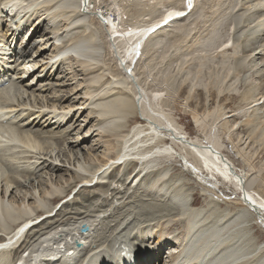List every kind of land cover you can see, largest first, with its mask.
<instances>
[{"label":"rangeland","instance_id":"1","mask_svg":"<svg viewBox=\"0 0 264 264\" xmlns=\"http://www.w3.org/2000/svg\"><path fill=\"white\" fill-rule=\"evenodd\" d=\"M47 1L48 0L46 1L44 0H23V1L19 0V2H13L12 0H7V1L0 0V22H1L0 23V33H5L4 42L5 41L7 43L10 42V46H12V49L8 50L6 49L7 43L6 45L5 44L3 45L2 50L5 53L4 60H6V63L1 61V58H0V64H2L3 68L4 69L9 68V70L5 71L4 75L6 77L7 75H10L8 79H5L7 82L2 86L3 88H0V91L3 94V95H0V109L3 110L5 107L8 106V104H11V103L15 105L18 104L17 108L26 107V109L22 112V113H25V115L26 114L29 115V112H27L28 109H33V111H36V110L39 111L37 113L35 112L33 117L38 118L42 115V113H46L47 115L45 116L56 115L57 117L56 121L57 120L65 121L66 118L69 117L71 113L72 115L74 114L75 116H79V114L82 112L81 110L85 109V107L90 106V105L91 106L94 105V107H97L96 104H91L90 102L91 99L89 96L91 95L92 91L90 95H86L84 93L86 91L89 92L88 90H90V88L95 86V84H92L93 82H95L93 78L99 79L102 73L104 76L108 75L107 78L103 80L104 82H107V79L112 80L118 77V75H116L119 73V70H120L118 61L123 63V66H126L125 61L123 59L125 58L126 60V56L123 55L124 52H122L121 41L119 40L120 37L119 38L113 37L112 38L113 41H110L107 38V33L105 32L103 24L101 23L97 15L93 13V11L95 9L101 8V10L106 11L107 14L109 13L113 15L115 14L116 18L114 16L113 17H114L115 22H117V27L123 28L128 23H133L136 21L142 23V22H147L149 19L151 20V19L159 17V13L161 12V10L164 9V7L168 6L170 2H172L173 0H86V5L84 6V10L86 11L84 12L82 8H81L82 11L81 10L78 11L79 13L81 12V16L79 17V19L83 21L79 23H82L83 26L77 25L76 27H71V28H76V29L70 30L71 28H69L68 29L69 31L64 32V33H62V30H61L60 31L62 35L61 39H59L60 32H57V33L51 32L49 34L47 33L48 35L44 33L45 32L44 28H46V31L48 30L46 22L44 23V25L40 24L42 22H40L39 24L36 23V21L39 20L38 16L42 14L40 12L41 10L40 8H42L40 5L43 4L47 6L49 4L48 11H50L51 8L52 10L54 8V10L52 11V14H50L54 17H55L54 15L55 10L63 9V11L59 10L56 12V14L58 13L63 14V15L60 14L62 17L59 14L58 15L60 17L58 15L56 16V17H59V19L61 18L62 23L61 24L59 23V24L60 26H62L64 24L63 22L65 21L67 22V20H70L67 18L68 17L67 14L69 13V10H73L75 8L76 10H78L77 5L79 4L80 1L78 0H58L57 4H56L57 0H49L48 3H46ZM53 1L55 2L53 3ZM193 2H195L193 10L190 9L188 14H185L183 18H180V20L172 21V22L170 21L168 24L165 25V27L163 28L164 30L161 31L163 33L162 36H165L163 39H160L159 41L154 40L153 38L155 36L154 35L150 36V34H154L155 30L153 31L154 33L151 32L149 36L147 37L148 39L145 43V45L147 46L146 47L144 46L142 49L138 50L137 54L135 53L134 59L132 61V66H127V67L129 68L131 67L130 71L133 73L136 84L138 85L140 89V92H139L140 96L143 94V90H145L146 95H147L146 97H149V94L151 93V91H154L155 89H157L156 87H161L159 90L162 92L163 99L157 102L158 106H157V103L155 104H156V107L158 108L160 106L161 108L160 111L159 109L157 110L159 112H162V115H163L162 118H165V116L167 118L170 117L171 121H175L185 131L188 137H193L194 139L197 138L199 140H204L205 142L210 137L211 139H213L214 136L216 139L218 138V142L220 143L223 149V152L228 156L229 159H231V162L234 163L236 170L240 174H243V175L245 174V176L248 177V180L250 179L249 185L251 184L252 187L251 189L249 188V192L254 197L258 198L257 200L264 203V92H263V95H261L262 91L264 90V55H263L264 54L263 52L264 51V47H263L264 46V32H262L261 30L260 31L256 30L257 32L256 31L252 32V28H250L252 33L249 32L248 34H246V32L249 29L242 32V35H245L246 37L244 36V38H242V36H239L241 38H238V39L235 38V32H236V31L234 32L235 24L233 25L231 23V18L229 17L231 15L230 14L231 11L229 8L233 6L234 7L239 6L238 4L240 3V0H234L232 4L229 5L231 7L226 6L228 5L226 0H220V2H222L221 5L226 6V7L225 6L222 7L223 11L226 12L229 9V12H227V15L228 14L229 15L227 16L224 24H222V26H219L220 28L219 40H217V42L224 41L226 42V45H229V46L218 48V46L214 44L213 46L211 45L209 48H203L202 44L199 41L206 38L208 27L211 25V23L209 24L210 19L214 18L217 15L214 11H212L215 6L213 3H215L216 0L215 1L214 0H195V1L193 0ZM178 3H180V1ZM54 4H56V6ZM6 6L8 8H5ZM150 8L154 9L153 10L154 12L151 11ZM260 10H261L260 7L255 8V9L252 8L251 10H249L250 12L247 14V15H251V18H247V17L246 18L248 20L249 19L253 20V18H257V16H261L263 13ZM19 13L21 14V16ZM252 13H253V17H252ZM242 16H245V15H242ZM71 18H73V16H71ZM34 21H35V24H34ZM19 24H20V28H18ZM87 24L88 25L90 24L89 25L90 28L94 27L93 29L95 30L94 32L95 40L92 42L91 45H89L90 47L88 48V51H87L89 52V55L86 56V58H82V59H86L89 61H96L98 62V64L102 65L101 66L102 68L98 70H94L93 72L88 73V75H85L87 76L88 79L84 80V82H82V84L80 85V86L83 85V87L85 86L84 88L81 89L79 85L78 86L76 85L77 87L81 89L80 94L77 97H75L74 94L69 92L70 87H72L78 81L82 80V77H85V76H82V73H79V70H75L76 72L75 74V72L72 71L73 67H71V66H74L80 63L81 56L79 55V52L74 53L73 55L74 57L71 55H68V56L66 55L67 58H65V60L63 59V62L60 61L57 63L59 67L56 66L55 64L54 66L56 67V69L52 71V68H51V71H52V75L50 77L51 79L49 77H46L45 78L46 80L44 79V81L40 82L39 80H37L39 76L38 75L39 71H40V74L42 73L43 75L45 73H47V75L51 74L50 66H51V63H53L51 58L55 51L54 44H57L58 48L60 49V45L62 43L64 44V41L66 44L68 41H70L71 37L73 38L74 36L73 31H78L76 34H78L79 31H81V33L83 31L84 35L88 31L89 33L93 32V30H91L89 27H86ZM181 24H183L184 27L187 28V31L180 37L179 40H177L176 50H173L174 47H170L168 48V50L165 51L167 52L165 56L164 55L162 56L161 50L165 47L164 43L167 45L174 39L172 37L173 36L172 32L173 30L176 31V29H178L179 27L178 25H181ZM17 25L18 27H16ZM51 25L53 26L52 28H54V24H51ZM249 25L250 24L246 23L247 27H249ZM71 26L73 25L71 24ZM84 26L86 27L85 29H83ZM36 27H38V29H36ZM40 27L41 28L43 27V28L41 29ZM41 30L43 31L44 36L41 33L42 32ZM41 34L44 37L43 39L41 37ZM114 38H116L117 40H115ZM83 40L84 39H82L81 41L83 42ZM44 41H45V44H43ZM143 41L144 39L142 40V43ZM142 43L140 47L142 46ZM37 44L38 46L39 45L41 46L40 47L41 52L46 51L45 57L36 56L38 54L36 53V47H35ZM245 45L250 46V47L252 46L251 48L254 51L247 50V47H244ZM91 46H94V48H92ZM29 47L31 49L30 50L31 52L28 54ZM262 47H263V51L259 52L260 49H262ZM25 48H26L27 56H22V57L17 58V55H16L17 60H15V62L19 60V63H18L19 66H17L18 65L17 62L15 63L12 61L13 56H11V54L13 53V49L15 50L17 49V51L18 50L23 51ZM220 50L221 51L223 50L224 54H226L225 57L221 55L222 52H219ZM204 52L209 55L210 61H207L209 63L205 65L206 66L205 68L204 67L202 68L203 70L201 69L200 76L198 77V80H197L196 78H194V76L197 75V73L195 72L196 58H197V55L200 56L204 54ZM31 53L34 55H31ZM177 53H182L181 59L179 58L177 60L175 59L176 58L175 55ZM85 54L87 53L85 52ZM248 54H252V56ZM122 55H123V58H121ZM68 57L70 58L71 62L69 61ZM72 57L74 59H71ZM48 61H50L51 63L47 67L45 63H47ZM67 61H69L70 63ZM11 64L14 65L13 67L14 71H12L13 68L11 67ZM25 64H28V66H26ZM82 65L86 66L85 63H83ZM23 66H24V69L26 70L29 67V69L34 70V71L33 72H31V70H28L27 72L21 71ZM45 66L47 68H45ZM76 66L82 72L81 66L80 65H76ZM60 68H62L63 70ZM48 69H49V72H47ZM0 72L2 73V71ZM55 72L56 74H54ZM68 72H71V73H68ZM19 74L24 75L25 77H27L29 74V76L26 79L19 81V79H17V77L20 76ZM93 74H95V76H93L92 78L91 75ZM72 75L75 78H72ZM194 81H195V84H194ZM90 82L92 86L91 84L89 86ZM26 83L27 84L30 83V84L26 85ZM108 84L109 82L104 83L99 87L101 89L100 93H102L108 88ZM122 85H123V82H122ZM191 86H192V89L189 90ZM85 88H88V89L86 90ZM125 89L128 91V93L132 94V89L128 83H125ZM94 90L96 93L97 89L94 88L93 92ZM29 91L31 92L33 91V93ZM19 92H21V94ZM68 92H69L70 98L71 96L78 98L80 95L81 96L83 94L86 95L87 101H88L86 103L89 105H86L84 103L86 99L84 97L83 98L81 97L79 99V102L82 104H79L78 102L72 110L71 106L67 105L69 103L68 100H65L64 97H62L63 94H68ZM28 93L30 94L29 96L27 95ZM109 94L112 95L113 91L110 92ZM257 94L261 95L258 104L253 105L252 103H249L250 97H253V96L258 97ZM43 95L44 96L46 95L45 96L46 98L43 97ZM88 98L90 100H88ZM73 100L74 98H71L70 102H72ZM83 104H85L86 106H83ZM218 104H220L219 105V107L221 108L220 111L224 113L223 114L224 117L222 116L223 118L221 117V119L219 117L216 120H213L212 122L210 121L212 119L211 118L212 114H211L210 116L209 115L205 116V119L200 118L201 119L200 121L202 122L201 124L199 120L197 122L191 116L193 114V111H197L199 114H202V113L205 114V110L206 111L211 110L214 112L210 111V113L215 114L216 112L219 111L217 108ZM140 105L141 106L139 107L140 108L139 110H142L143 112L144 104L141 102ZM251 105H253L254 109H252L253 107ZM60 106H63V107H60ZM39 109H42V111H40ZM77 110L78 111L80 110V111L77 112ZM86 112H87V109L84 113ZM58 113L59 114L61 113V114L59 115ZM65 113L67 114L64 117ZM76 113H78V115ZM89 113L97 114V111H92ZM139 115H140L139 112L137 114L136 112L131 111L129 113L128 119L125 121L124 128L130 129L133 124L135 125L144 124V122L139 121L140 120L138 117ZM59 116L64 117V118L62 119ZM33 117L31 116L30 119H32ZM248 117L250 118L253 117L251 118L253 119V121L251 123L244 124V119ZM78 119L77 118L74 119L72 117L71 120L73 121L70 120L67 123L68 124L73 123L76 125L78 122H81L84 120L83 115L79 116ZM141 120H144V119H141ZM93 121L92 123L94 127H96L97 124H94L96 122V119H93ZM0 122H2L0 123L2 124L0 126V147L1 146H12L13 144H19V143H21L22 145L20 149H18V147H15V146L9 147V149H5V150L0 149V157H1L0 158V165H1L0 166V179H1L0 180V197L1 196L3 197V200L1 202L4 204H8V206L10 205L12 207H16L17 204L22 201V198L24 196L23 193H26L27 196L25 197L26 199H24L25 200L24 203L25 204L27 203L31 208H33L34 205H36L34 208L35 212L34 210H31L28 212L30 215L26 213L27 216L33 217V219H29V220L24 219L27 217L26 214H20V212H18L19 208H17L18 211L15 210L16 212L15 211L11 212L10 215H12V217L7 214L5 215L4 209L0 208V215H1L0 216V238H2L3 236L9 233V232L7 233L6 231H10L14 229L15 226L18 227L19 225H16V224L17 222L20 224L21 223L19 222L20 220L32 223V225L28 227L27 230L25 231L24 239L27 236L31 235L36 230L52 228L50 231L51 234L48 236L42 237V239L39 240V242L36 241L35 244L33 245L34 246L33 251L29 252V255L28 253L26 254L24 258V262H26V264L27 262H30L31 264L32 263L40 264L41 262L44 261L47 253L46 252L44 253V251L42 252V250L41 251L37 250L38 251L37 252L36 249L42 248V247H46L48 249L50 245L54 246L56 244H63L64 240L67 237H70V239H72L75 236L76 238L79 236V238L81 237V239L83 237L84 240L83 239L82 240L87 241L86 245L82 247L83 251L88 249L91 246L97 247V246H100L102 243L107 242L108 240H111L113 236L116 234V229L113 228L111 225L113 223L117 224V221L119 220L118 218L121 215H123L125 211L123 208L124 207L123 205L131 201L135 207H137L138 209L141 208L140 210H143L141 211V215L144 214V216H141V215L140 216L143 218H148L150 222L142 223L136 229L137 234L133 238H132V234L135 233L134 230L131 234L128 232L130 234V236L128 234V238H127L128 242L132 244L130 240H133V239L137 240L143 237L144 239H149V240L152 239L151 242H153L154 245L156 246L157 239L153 235L154 233L153 231L156 227H157L156 229L157 231H161L164 225L163 222H165L166 219H164L165 216H162L161 220L164 219V221L163 220L161 221L159 219L160 217L159 218L157 217L159 219L158 220L157 218H154L155 215L154 216L151 215L153 209L149 207L148 202H146V200H149V198L151 197V194L153 198L152 201H154L155 199L156 200L158 199V197L155 196L154 194L160 193V197H162V194L164 195V191H167L169 193L173 191H180V190L183 191L184 190L183 193L187 192L188 199L191 201V204H193L192 206H194L195 208L200 207L201 204H202L201 207L203 208L210 207L206 210V211H209V212H206L207 213L206 215L207 216L209 215L208 216L209 220L210 218L213 219L214 216L215 218H219V216H221L223 213L227 215L234 208V204H236L239 201V198L241 196L240 191L236 189L235 185L231 181L229 182V181L223 180V178H221L218 174L211 173L207 171L205 167H201L199 164V160L195 159V157H193L191 153H189V151L181 144L180 145L172 144V147L170 146L171 148L168 149L170 153H168L167 151L164 153L162 152L160 156L156 155L157 156L156 159L153 162H151L152 164H155V166L153 167L149 166L151 165V163H147L149 164L148 166L146 165L147 168H145V170H147L148 173L146 171L143 173L141 172V175L138 173V170L139 169L142 170V167L144 166H141V164L138 163L140 161H136L138 160L137 159L138 157H134L133 155L131 156V154H133L131 153L129 156L125 157V160H124L125 162L123 161L122 164L120 163L119 167L117 168H113L114 166L109 167L107 173L103 174L104 178L103 179L100 178L102 181H95L93 179L92 182L90 181L86 182L82 178L80 179V178H76L75 176H73V174L71 173L73 164L71 163V165L69 166V163H66L67 153L70 155L72 154L70 147L73 142L71 140L68 141L66 139L68 141L67 142L66 140L57 138V135L63 134L64 131L61 132L60 129L66 126L65 123L61 124L60 128L55 127L56 124L54 125L52 124L47 127L46 126H35L34 129L31 130L29 127L18 128L17 123H14V122L12 123H6V121H0ZM73 124L72 126L74 127L75 125ZM200 124L201 126H199ZM224 124H225L226 129H228V127L230 129V130L228 129L227 132L223 129ZM57 125H60V124L57 123ZM51 126L53 127V129ZM252 128H254L253 131L255 134V141L248 142L250 140L248 134H250L251 132L250 130H252ZM27 131L29 132L28 134H31V135L28 138V140L27 139L26 140L31 145L25 142L22 136L20 135V133H24ZM72 134H74L73 131H72ZM90 137H91L90 135H88L87 137L85 136L84 139L86 142L83 141V143L81 144L82 146L80 148L78 147L77 149L78 150L80 149L79 154H80L81 159H84L85 155L88 156V160H86V163L89 164L88 166L89 168H92L94 165H92L91 163L96 165L102 162L101 160L98 162L99 160L98 155H100V158H101L103 156V153L104 155L106 153L113 154L118 149V143L120 142L118 141V138H119L118 135H113V133L112 135L111 134L103 135L102 133L101 134L99 133L98 135L95 136V140H92ZM57 139H58V143H56ZM150 139H149V142H148V139L145 140L144 142L145 146H147L148 143L149 145L152 144ZM29 140L31 142H29ZM163 141H165L167 144H171L168 138H166V140L164 139ZM25 143H27V145H25ZM32 143H36V144H32ZM91 143L93 144L97 143V144L95 146L92 145L91 146L92 148L90 149L89 146ZM235 144L236 146L241 147V150L245 151L244 153L246 155L248 154V156H252L253 160H252L251 166L253 169H250V166L248 165V163H245L247 161L244 162L242 160L243 157L239 156L238 150H236L237 148L234 147ZM34 145H37V146H34ZM38 145L40 149L38 148ZM129 145L130 146L133 145V142L130 143L128 141L125 144L123 142L122 146L127 148V147H130ZM193 145H196V144H193ZM134 147L138 148L139 146L134 145ZM37 148L39 151H37ZM125 148L123 150H125ZM139 150L141 149H136L134 151L132 148V152L134 151L137 154H139L138 153ZM10 152H12L11 156H9ZM39 153L42 155V157L39 159L38 164H35L34 162L38 160V157L40 156ZM23 154L26 155V157H21ZM63 155H65V157ZM139 155L142 156V154H139ZM221 156L223 157L225 155H221ZM59 157H61V159H64L65 161L64 162L61 161ZM90 157L91 159H89ZM132 157H134L133 159H135V163L130 162V159ZM21 158H23L25 162L19 161L20 162L19 166L26 165V168L20 169L19 171H17L20 173V175L16 174L17 172H14L16 174L15 176L14 174H12L13 172L10 168H16L17 162ZM45 158H46V161L43 162V159ZM28 160H30V162ZM145 160L148 161L147 158H145ZM71 161H73V159H71ZM48 162H60L64 167L63 169H61L62 171L59 170V172L57 168L54 170L52 169L50 170L49 168L50 166H48L49 165ZM28 163L30 164L29 168L27 167ZM44 164L46 167H44ZM159 167L161 168L165 167L166 169L162 170L161 173H158V171L156 170ZM88 171L90 170L88 169ZM136 174H138L137 176H139V178L135 177ZM10 176H13V177L10 178ZM8 178H9V181L7 180ZM37 178L39 179L37 180ZM75 179H79V180H75ZM6 180L8 183H4V181ZM42 182H44L45 185L44 184L41 185ZM1 183H3L4 185H2ZM7 184L8 185L11 184L12 186L8 187L9 191H7L5 194L4 190H6L7 186L5 185ZM47 184L48 186L46 187ZM49 184L51 185V189L55 188L57 189V191H60V192L62 191V193H64L65 195L60 199H56V198L53 199L49 197L47 192H45L44 194L42 190L40 191V189H45L44 187L49 188ZM13 185L15 186L13 187ZM19 186H20V189H19ZM11 188L14 190V194L16 195L14 194L9 195V192L12 191ZM160 188H162V190ZM16 189H19V190L16 191ZM123 191H124V194L122 193ZM120 194L121 195L123 194L124 196L123 195L121 196ZM147 195H150V197ZM11 196H16V197H11ZM209 197L210 198L217 197L215 198L217 200L216 201L217 203L214 201L215 199L212 200V198L210 199ZM29 201H32V202H29ZM34 202L35 203L37 202V204H33ZM138 202L141 203V205ZM144 203H146L147 206ZM22 204L23 203L21 202V205ZM31 205H33V207ZM22 207L23 206H21V208ZM26 208L28 207L26 206ZM212 213L214 214L213 216H212ZM216 214L218 215L217 217H216ZM19 217L22 219H20ZM167 217L168 216H166V218ZM16 218L17 219L19 218L18 221H16ZM84 218L94 222L93 228L91 226L89 230L91 233L90 235L88 234L89 231L87 233L83 232L82 234L84 235H82L81 233L77 234L75 232L76 235L74 236L70 235V233L68 235L65 232L68 228L66 227V224L68 222L75 224L76 222H78V220H81ZM35 219H37L38 221L36 222ZM31 220H33V222ZM186 220H187L186 217H183L178 220L176 219L169 220V218L166 220L167 221L166 228H168V230L165 233H167L169 230H172V229H175V233L174 234L172 233L173 235L171 236L165 237L164 240L161 239L162 242H160L159 240L160 242L159 246L161 247L162 250H159V252L157 253H160V251H162V254L160 253L162 258L160 259L158 258V260L155 261L156 264H161V262L164 264H166V262L167 264L171 263L173 257L175 256L176 250H177V244L182 239V234L185 230V226L187 225ZM159 221H160V224H159ZM161 223L163 225H161ZM53 226H54V229H56L55 232H52V230L54 231ZM249 230L250 231L248 233L250 235L251 234L253 235L251 238V241L249 238V241H250L249 246L251 247L253 245L257 246L258 244L257 249H256L258 253L259 251H261V249L264 248V224L259 225L257 223H251V226L249 224ZM247 237H250V236L248 235ZM168 238L169 240H167ZM24 239L17 247H20L23 244ZM81 239H79V241ZM170 240L173 243L177 242L176 245L175 244L172 245V242ZM165 241H167V243H163ZM138 242L148 243L142 239L138 240ZM17 247L12 246V248L9 247L6 249H0V264H10L13 261L14 255L17 254ZM156 247L158 248V245ZM157 248L156 250L158 251ZM34 252L35 254L36 253L38 254L35 255L33 254ZM39 252H42L44 255L42 254V257H41V254ZM263 252H264V249L261 251V253ZM74 261L76 263L77 260L76 259H69V260L66 259L67 263L71 262L73 264ZM58 264H64L63 260H61V262Z\"/></svg>","mask_w":264,"mask_h":264},{"label":"bare ground","instance_id":"2","mask_svg":"<svg viewBox=\"0 0 264 264\" xmlns=\"http://www.w3.org/2000/svg\"><path fill=\"white\" fill-rule=\"evenodd\" d=\"M7 1V0H5ZM13 2H19V0H12ZM23 1V0H21ZM46 1V0H44ZM49 1V0H48ZM48 1L46 3H48ZM80 1L79 4L77 5L78 6V10L73 9V10H69V13L67 14V18L70 19V20H67V22H63L64 24L62 26H60V24L62 23L61 22V18L59 19V17L61 16L60 14L62 13H58L56 14L57 11L59 10H62L63 9H59V10H55L54 11V16L50 15L52 14V8L50 11L49 10V7L48 5H40L42 8H40V12L44 15H39V20L36 21L37 24L40 23L41 25L46 22L47 24V27H48V30L46 31V28H44L43 30L45 31L44 33L45 34H49L51 32H60L62 30V33L64 32H67L69 31L68 29L71 28V27H76L77 25H82V23H79V22H83L82 20L79 19V17L81 16V12L79 13L78 11L81 10L79 7L81 6V1L82 0H78ZM180 1V3H178ZM195 1V0H194ZM215 1V0H214ZM234 0H226V2L228 3V5H226L227 7L229 5L232 4ZM55 1H53L54 3ZM225 2V1H224ZM223 2V3H224ZM58 3V0L56 2V4ZM88 3V2H87ZM90 3V2H89ZM52 4V3H51ZM56 4H54L56 6ZM194 4L195 2H193V0H173L172 2H170V4L166 7H164V9L161 10V12L159 13V17L157 18H154V19H149L147 22H133V23H128L127 25H125L123 28H118L117 27V22H115L114 20V17H112L111 19V23L112 25L114 26V30H116V36L114 35V31H113V28L111 27V30H112V38L113 37H117L119 38V40L121 41V47H122V52H124L123 55L126 56V60L125 58H123V55L121 58L124 59L125 61V67L127 66H132V61L134 59V55L137 51V45L139 43V46L141 45L142 43V40L144 39L143 43H142V46L138 49H142L144 46L146 47L147 45H145L146 41H147V37L149 36V34L151 32H153L155 30V33L154 34H150L151 35H154L155 37L153 38L154 40H160V39H163L165 36H162L163 33L161 31H163L164 27L166 24H168L170 21H177V20H180V18H183V16L185 14H188V8L186 7H189L191 6L190 9L193 10L194 8ZM214 5V8L212 11H214L217 15L214 17V18H211L210 19V22L209 24L211 23V27L209 28L208 27V30H207V36L205 39H202L200 40L199 42L202 44L203 48H209L211 45L213 46L214 44H216L218 46V48H222L224 46H229V45H226V42L224 41H218L219 40V31H220V28L219 26H222V24H224L227 16V12H229V9L231 11V15L229 16L231 18V23L234 25L235 24V27H234V32H235V38H241L239 36H242V38H244L245 35H242V32L249 29L246 34H248L249 32H251L250 28H252V32L253 31H262L264 32V0H240V3L238 4L239 6H229L231 8H227L228 11H223V8L224 6H222V2H220V0H216L215 3H213ZM80 5V6H79ZM20 6V5H19ZM90 6V5H89ZM193 6V7H192ZM225 6V7H226ZM11 7V6H9ZM13 7V6H12ZM17 7V6H16ZM54 7V6H52ZM260 7L261 8V12L263 13L261 16H257V18H253L252 19H247V18H251V15H247L251 10L252 8H258ZM3 8V7H2ZM5 8H8L7 6ZM18 8V7H17ZM10 9V8H9ZM148 9V8H147ZM226 9V10H227ZM16 10V9H15ZM101 10V8H100ZM151 11H153L154 9L150 8ZM191 10V11H192ZM8 11V10H7ZM14 11V10H13ZM12 11V12H13ZM82 11V10H81ZM102 11V10H101ZM223 11V13H222ZM71 12V13H70ZM85 12V11H84ZM154 12V11H153ZM65 13V12H64ZM90 13V12H89ZM214 13V14H215ZM259 13V12H257ZM20 14V13H19ZM84 14V13H83ZM82 14V16H83ZM87 14V13H86ZM85 14V15H86ZM103 15L107 14L106 11H103L102 13ZM7 15V14H6ZM59 16V17H56V16ZM63 15V14H62ZM88 15V14H87ZM96 15V14H95ZM242 15H245V16H242ZM247 15V16H246ZM13 16V15H12ZM15 16V15H14ZM18 16V15H17ZM21 16V14H20ZM71 16H73V18H71ZM28 17V16H27ZM62 17V16H61ZM98 17V16H97ZM247 17V18H246ZM252 17H253V13H252ZM24 18V17H23ZM84 18V17H83ZM82 18V19H83ZM99 18V17H98ZM18 19V18H17ZM36 19V18H35ZM255 19V20H254ZM22 21V20H21ZM35 21H34V24H35ZM63 21V20H62ZM23 22V21H22ZM1 23V22H0ZM50 23V24H49ZM60 23V24H59ZM74 23V24H73ZM246 23L250 24L249 27L246 26ZM17 24V23H16ZM21 24V23H20ZM20 24H19V27L18 25L16 27L20 28ZM51 24H54V28H52L53 26ZM71 24L73 26H71ZM85 25V24H84ZM90 25V24H89ZM88 24L86 25V27H89ZM232 25V26H233ZM83 26V25H82ZM178 29L173 30V40L168 43L167 45L164 43L165 47L161 50L162 52V56L167 53L165 52L166 50H168V48L170 47H174L173 50H176V47H177V40L180 39V37L186 33L187 31V28L184 27L183 24L181 25H178ZM9 27V26H8ZM84 26L83 29L86 28ZM41 28V27H40ZM43 28V27H42ZM41 28V29H42ZM94 27L90 28L91 30H93V32H90L89 31L87 33H85V35L83 34V31L81 33V31H79L78 34H76L78 31H73L74 32V36L73 38L71 37L70 41H68L66 44H65V41H64V44L62 43L60 45V49L58 48V45L57 44H54V53L52 55V62L51 63L50 61H48L47 63H45L48 67V65H50L51 63V66H50V71H51V68H52V71L56 69V67L54 66L56 64V66H58V62L62 61L63 62V59L65 60V58H67L68 55H71L73 56L74 53L76 52H79V55L81 56V60H80V63L79 64H76V65H80L81 66V69H82V72L80 69L77 68L76 65L74 66H71L73 67V72H75V70H79V73H82V76H85V75H88V73H91L93 72L94 70H98V69H101L102 65L98 64V62L96 61H89V60H86V59H82V58H86V56L89 55V52L88 51V48L90 47L89 45L92 44V42L95 40V30L93 29ZM259 28V30H258ZM16 29V28H15ZM36 29H38V27H36ZM76 28H71L70 30H75ZM154 29V30H152ZM89 30V29H88ZM42 31V30H41ZM40 31V32H41ZM149 31V33H148ZM256 31V32H257ZM2 32V31H1ZM251 32V33H252ZM255 32V33H256ZM43 34V31L41 32ZM41 34V37L42 39L44 38V34L42 36ZM47 34V35H48ZM60 34V37L59 39H61V32L59 33ZM161 34V35H160ZM259 34V33H258ZM257 34V35H258ZM4 35L5 33H0V58H1V61H3L4 63H6V60H4V56H5V53L4 51L2 50L3 49V45L5 44L6 45V41L4 42ZM14 35V34H13ZM76 35V37H75ZM254 35V34H253ZM263 35V34H262ZM108 36H109V32H108ZM75 37V39H74ZM246 37V36H245ZM21 38V37H20ZM23 38V37H22ZM52 38V37H51ZM111 38L110 41H113ZM24 39V38H23ZM46 39V38H45ZM82 39L83 42L81 41ZM115 40H117L116 38H114ZM19 40V39H18ZM69 40V39H68ZM47 41V40H46ZM61 41V40H60ZM262 41V40H261ZM28 43V42H27ZM30 43V42H29ZM90 43V44H89ZM259 43V42H258ZM45 44V41L44 43ZM229 44V43H227ZM262 44V43H261ZM247 45V44H246ZM244 46V47H247V50H253L250 46ZM257 45V44H256ZM260 45V44H259ZM26 46V45H25ZM261 46V45H260ZM36 47V53H38L36 56H43L45 57V54H46V51H43L41 52L40 50V45L38 46V44L35 46ZM92 48H94V46H91ZM255 47V46H254ZM259 47V46H258ZM264 47V46H263ZM263 47L262 49H260L259 52L263 51ZM162 48V47H161ZM256 48V47H255ZM254 48V49H255ZM6 49H12V46H10V42L7 43V47ZM5 50V49H4ZM30 47L28 49V54L31 52L30 51ZM256 50V49H255ZM142 51V50H141ZM254 51V50H253ZM45 52V53H44ZM85 52L87 54H85ZM219 52H222L221 55L223 57L226 56V54H224L223 50L219 51ZM246 52V51H245ZM258 52V54H259ZM264 52V51H263ZM249 53V52H248ZM247 54V53H245ZM261 54V53H260ZM16 55H17V58L18 57H22V56H27L26 54V48L23 50V51H17V49H13V53L11 54V56H13V62H15V60H17L16 58ZM31 55H34L31 53ZM67 55V56H66ZM248 55H251L252 54H248ZM262 55V54H261ZM264 55V54H263ZM51 57V56H50ZM70 57V56H69ZM68 57V58H69ZM74 57V56H73ZM71 58V59H74V58ZM175 59L177 60L178 58L181 59L182 58V53H177L175 55ZM199 58V59H197ZM197 58H196V68H195V72L197 73L196 76H194V78H196L198 80V77L200 76V71L201 69L204 67H206L205 65H207L209 62L207 61H210V57L207 53L204 52V54L202 55H197ZM174 59V60H175ZM29 61V60H28ZM69 61L71 62L70 58H69ZM67 61V62H69ZM225 61V60H224ZM222 61V62H224ZM17 64L19 63V60L16 61ZM15 62V63H16ZM69 62V63H70ZM37 63V62H35ZM83 63L86 64V66L82 65ZM74 64V63H72ZM131 64V65H130ZM26 66H28V64H25ZM24 65V66H25ZM35 65V64H34ZM19 66V64L17 65ZM24 66L22 67L21 71H24V72H27L28 70H31L28 69H24ZM25 66V67H26ZM42 66V65H41ZM11 67L13 68L14 65L11 64ZM45 66V68H47ZM59 67V66H58ZM65 67V66H64ZM69 67V68H71ZM225 67V66H224ZM128 68V67H127ZM131 68V67H130ZM62 69V68H60ZM66 69V68H65ZM210 69V68H209ZM6 70H9L8 69H4L2 64H0V71H2V73L0 72V78H4L5 79H8V77L10 75H7V77L4 75L5 74V71ZM59 70V69H58ZM63 70V69H62ZM203 70V69H202ZM12 71H14V68L12 69ZM34 70H31V72H33ZM52 71H51V74L47 75V73H45L44 75L41 73L40 74V71H39V76L37 78V80H39L40 82L41 81H44V79L46 77H51L52 75ZM69 71V70H68ZM30 72V71H29ZM49 72V69L48 71ZM64 72V71H63ZM20 73V72H19ZM68 73H71V72H68ZM36 74V75H37ZM56 74V72L54 73ZM59 74V73H58ZM76 74V72H75ZM20 75V74H19ZM118 75V77L110 80V79H107V82H109L108 84V88L103 91L102 93H100V86L104 83H107V82H104L103 80H105V78H107V76H104L102 73H101V76L100 78H93V76H95V74L91 75V77L94 79L95 82H93L92 84H95V86H93L92 88H90V90H88L89 92H87L86 90L88 88H85L86 92H84L86 95H90L91 91V95L89 96L90 99H91V104H96L97 107H94V105H90V106H87L85 107V109L81 110L82 112L79 114V116H82L84 117V120L81 121V122H78L79 121V116H75L74 114L72 115V113L70 114L69 117L66 118V120H57V117L56 115H48V116H45L47 115L46 113H42V115L40 117H33V115L35 114V112H39L38 110L36 111H33V109H28L27 112H29V115L25 113H22L25 109V108H17V105L18 104H8L7 107H5L3 110L0 109V121H6V123H17V126L18 128H22V127H29L31 130L34 129L35 126H50V125H54L56 124L55 127H59L61 126V124L65 123V127L61 128L60 131L63 132V134H59L57 135V138L59 139H62V140H68V141H72L71 143V151H72V154H68L67 153V158H66V163H69V166L71 165V163L73 164V168L71 169V173L73 174V176H75L76 178H82L84 181H90L92 182V180L94 179L95 181H102L100 178H104V175L105 173H107L109 167H112L114 166L113 168H117L119 167L120 163L122 164V162L125 160V157L129 156L131 153V156L133 155L134 157H138L136 161H140L138 163L141 164V166H144L142 167V173L143 172H147V170H145V168H147V166L149 164L147 163H151L153 162L155 159H156V155H161L162 152H167L169 148L172 147V144L174 145H182L184 146L188 151L189 153H191V155L193 157H195V159L199 160V164L201 167H205L207 169V171L211 172V173H216L218 174L220 177L224 179H227L228 181H231L236 189H238L240 191V198H239V201L234 204V208L226 215L225 213H223L221 216H219V218H214L210 220L208 219V216L206 215L207 213L206 212H209V211H206L208 208H203L201 207H194L192 206L193 204H191V201L188 199V194L187 192L183 193V191H173V192H167V191H164V195L162 194V197H160V193L158 194H154L155 196L158 197V199L153 200L152 198V194H151V197L150 195H147L149 196V200H146V202H148V206L151 207L153 209L151 215L154 216V218H159L161 220V217L162 216H165L164 219H181L183 217H186V223L187 225L185 226V230L182 234V239L178 242L177 244V250H176V253H175V256L173 257L172 261L170 264H196L197 262H199V259L195 258V253L198 251L196 257L200 258L202 255H204L205 253H209V258L212 259V260H215V262L211 263V264H239V263H243V264H264V252L261 253V251L264 249H261V251H259L257 253L256 249H257V246L256 245H253L252 247L249 246V243L251 241V238H252V234L250 235L248 232L250 231L249 230V224L251 226V223H257L259 225L261 224H264V203H262L261 201L257 200L258 198L254 197L250 192H249V188L251 189L252 185L250 183V179L248 180V177L245 176V174H241V176H243L242 178V181H239L237 176H232V174L227 170L226 168V162L229 161L231 162V159L228 158V156L223 152V149L220 145V143L218 142V138L216 139L215 136L213 139H211V137H207L209 138L206 142L204 140H199L197 138H193V137H188V135L185 133V131L175 122V121H171V118L170 117H166L165 118H162V112H159L160 111V106L159 108L156 107V104L157 102L161 101L163 99V96H162V92L159 90L161 87H156L157 89H155L154 91H151V93L149 94V97H146V92L145 90H143V94L141 96H138V100H137V103H136V96H137V90H136V87L134 86V84L128 79L127 75L123 73L122 70H119V73L116 74ZM4 76V77H3ZM29 76V74H28ZM27 76V77H28ZM67 76V75H65ZM71 76V75H70ZM90 76V75H89ZM193 76V75H192ZM6 77V78H5ZM27 77H25L24 75H20L19 77H17V79H19V81H22L24 79H26ZM69 77V76H68ZM90 77V78H91ZM191 77V76H190ZM31 78V77H30ZM62 78V76H61ZM72 78H75L73 75H72ZM193 78V77H192ZM217 78V77H216ZM51 79V78H50ZM88 79L87 76L85 77H82V80L78 81L76 84H74L72 87L69 88V92L74 94L75 97H77L79 94H80V90L83 87L80 86L82 84V82H84V80ZM214 79V78H213ZM14 80V79H13ZM46 80V79H45ZM195 80V79H194ZM219 80V79H218ZM31 81V80H30ZM112 81V82H111ZM214 81V80H213ZM111 82V83H110ZM122 82H123V85H122ZM128 83L132 89V94L131 93H128V91L125 89V83ZM197 83V82H196ZM30 83H26V85H29ZM44 84V83H43ZM91 82L89 83V86H90ZM91 84V86H92ZM194 84H195V81H194ZM215 84V83H214ZM79 85L81 87V89L77 86ZM111 85V86H110ZM88 86V85H87ZM110 86V87H109ZM42 87V86H40ZM0 88H3V87H0ZM96 88V93H95V90L93 92V89ZM41 89V88H40ZM192 89V86L189 88V90ZM42 90V89H41ZM113 91V94H109L110 92ZM140 91V89H139ZM31 92V91H29ZM45 92V91H44ZM55 92V91H54ZM69 92L68 94H63L62 97H64L65 100H68V106H71L72 110L73 108L76 106V104L79 102V99L82 97H84L86 99V101L84 102L86 105H89L87 104L86 102L87 101V97L86 95H80L78 98H75L73 96H71V98H74V100L72 102L71 101V98L69 96ZM145 92V94H144ZM263 92L264 90L262 91V94L263 95ZM21 94V92H19ZM33 93V91L31 92ZM58 93V92H57ZM0 95H3L0 91ZM28 96L30 95L29 93L27 94ZM40 95V94H39ZM99 95V96H98ZM140 95V94H139ZM258 95V94H257ZM260 95V94H259ZM258 97H250V100H249V103H252L253 105H257L258 102H259V99L261 97V95ZM46 96V95H45ZM43 95V97H45ZM59 96V95H58ZM98 96V97H97ZM46 98V97H45ZM165 98V96H164ZM77 99V100H76ZM88 98V100H90ZM148 99V100H147ZM247 99V98H245ZM249 99V98H248ZM141 102L144 104V111L142 112V110H139L140 108V104ZM248 102V101H247ZM60 103V102H59ZM79 104H82L79 102ZM85 104H83V106H86ZM247 104V103H246ZM149 105V106H148ZM220 104H218L216 107L218 108V112H216L215 114L213 113H210L211 110L209 111H206L205 110V114H199L197 111H193V114L191 115L195 121L198 122V120L200 121L201 119L200 118H204L205 119V116H210L212 114V119L210 121L213 122V120H216L217 118L223 116V112L220 111L221 108L219 107ZM253 105H251L253 107ZM157 106H158V103H157ZM249 106V105H248ZM60 107H63V106H60ZM41 108V107H40ZM58 108V107H57ZM69 108V107H68ZM143 108V106H142ZM141 108V109H142ZM67 109V108H66ZM81 109V108H79ZM87 109V112L84 113ZM159 109V111L157 110ZM254 109V107L252 108ZM40 111H42V109H39ZM58 110V109H57ZM60 110V109H59ZM215 110V109H213ZM80 111V110H79ZM77 110V112H79ZM92 111H97V114H91L89 112H92ZM136 112L138 114V112L140 113V115L138 116L139 117V121L141 122H144V124H141V125H135L133 124L132 127L130 129H125L124 128V125H125V121L128 119V116H129V113L130 112ZM17 112V113H15ZM67 112V113H69ZM211 112H214V111H211ZM64 113V112H63ZM65 113L64 114V117L65 115L67 114ZM59 114V113H58ZM61 114V113H60ZM59 114V115H60ZM78 115V113H76ZM132 114V113H131ZM230 114V113H229ZM38 115V114H37ZM36 115V116H37ZM31 116L33 117L32 119ZM58 116V115H57ZM62 116V115H61ZM59 116L60 118H64V117H61ZM98 118H97V117ZM52 117V119H51ZM56 117V118H55ZM58 117V118H59ZM72 117L74 119H78V123L75 125L74 127L72 126V124H68L67 122L70 121L72 119ZM144 117V118H143ZM224 117V116H223ZM222 117V118H223ZM235 117V116H234ZM253 118V117H251ZM250 117L248 118H245L244 119V124H248V123H251L253 121V119H251ZM93 119H96V122L94 124H97L96 127H94L92 121ZM141 119H144V120H141ZM203 119V120H204ZM73 121V120H71ZM225 121V120H224ZM94 122V121H93ZM2 123V122H0ZM46 123V124H45ZM57 123H59L60 125H57ZM75 123V122H74ZM200 123L202 124V122L200 121ZM37 124V125H35ZM197 124V123H196ZM199 124V123H198ZM201 124L199 126H201ZM207 124V123H205ZM2 124H0L1 126ZM223 125V124H222ZM234 125V124H232ZM100 126V127H99ZM243 126V124H242ZM33 127V128H32ZM52 127V126H51ZM235 127V126H234ZM232 127V128H234ZM240 127V126H239ZM8 128V127H7ZM10 128V127H9ZM45 128V127H44ZM231 128V127H230ZM12 129V128H11ZM53 129V127H52ZM223 129L227 132V130L229 129H226L225 127V124L223 126ZM222 129V130H223ZM13 130V129H12ZM26 130V129H25ZM45 130V129H44ZM182 130V131H181ZM205 130V129H204ZM230 130V129H229ZM254 128H252V130H250V134H248L247 138H248V142H251V141H255V134H254ZM9 131V130H8ZM24 131V130H22ZM55 131V130H54ZM72 131L74 132V134H72ZM45 132V131H44ZM59 132V131H58ZM224 132V131H223ZM229 132V131H228ZM19 133V132H18ZM29 132H24V133H20V135L22 136L23 140L25 142H27L28 138L30 137L31 134H28ZM103 134V135H109L113 133V135H118V141L120 143H118V149L113 153V154H108L106 153L104 155L103 153V156L100 158V155H98V162L101 160L102 162L98 163V164H93L91 163L92 165H94L92 168H89V164L86 163V160H88V156H84L85 158L84 159H81L80 158V154H79V150L77 149L78 147L80 148L85 141L84 137L90 135L91 139L92 140H95V136L98 135V134ZM247 133V132H246ZM245 133V135H246ZM36 134V133H35ZM179 134H182L184 135L188 140H190L191 144H187L186 142H184L183 140H179L178 138H175L173 135H179ZM71 135V136H70ZM226 135V134H225ZM229 135V134H228ZM37 136V135H36ZM38 137V136H37ZM40 137V136H39ZM107 137V136H106ZM213 137V136H212ZM238 137V136H237ZM21 138V140H22ZM97 138V137H96ZM110 138V137H109ZM151 138V139H150ZM155 138V139H154ZM166 138H168L170 140V143L171 144H167L165 141H163L164 139L166 140ZM229 138V137H228ZM27 139V140H26ZM32 139V138H31ZM87 139V138H86ZM90 139V140H91ZM98 139V138H97ZM107 139V138H106ZM148 139V142H149V139L151 140L152 144L145 146V140ZM154 139V140H152ZM66 140V141H67ZM109 140V139H108ZM133 142V145H129L130 147H123V142L124 144L126 142ZM22 141V142H24ZM36 141V140H35ZM67 141V142H68ZM240 141V140H239ZM247 141V140H246ZM29 142H31L29 140ZM33 142V141H32ZM47 142V141H46ZM66 142V143H67ZM150 142V143H151ZM164 142V143H163ZM205 142V143H203ZM28 143V142H27ZM27 143H25V145H27ZM37 143V142H36ZM36 143H32V144H36ZM56 143H58V139L56 141ZM60 143V141H59ZM63 143V142H62ZM98 143V142H97ZM97 143H91L90 144V149L92 148L91 146L92 145H96ZM242 143V142H241ZM30 144V143H28ZM40 144V143H39ZM68 144V143H67ZM129 144V143H128ZM193 144H196V145H193ZM210 144L212 146V148H209L207 145ZM237 144V143H236ZM235 146L238 150V154L239 156L243 157L242 160L245 162V163H248V165L250 166V169H253L252 166H251V163H252V156H248V154L246 155L243 151L241 150V147H238V146ZM31 145V144H30ZM48 145V144H47ZM135 146H139L138 148L134 147ZM18 147V149H20L22 147L21 143L19 144H13L12 146H1L0 149L1 150H5V149H9V147ZM34 146H37V145H34ZM41 146V145H40ZM67 146V145H66ZM65 146V147H66ZM69 146V145H68ZM93 146V148H94ZM171 146V147H170ZM28 147V146H27ZM46 147V146H45ZM44 147V148H45ZM232 147V146H231ZM29 148V147H28ZM26 148V149H28ZM38 148H39V145H38ZM37 148V151H39ZM43 148V147H42ZM41 148V149H42ZM63 148V147H62ZM88 148V147H87ZM125 148V150H123ZM132 148L133 150L135 151L136 149H141L139 150V154H142V156H140L139 154L135 153L134 151L132 152ZM135 148V149H134ZM40 149V148H39ZM50 149V148H49ZM53 149V148H52ZM89 149V148H88ZM47 150V149H46ZM51 150V149H50ZM49 150V151H50ZM58 150V149H57ZM94 150V149H93ZM9 151V150H8ZM16 151V150H15ZM48 151V150H47ZM53 151V150H52ZM69 151V150H68ZM67 151V152H68ZM235 151V150H234ZM254 151V150H253ZM252 151V152H253ZM28 152V151H27ZM61 152V151H60ZM173 152V151H172ZM185 152V151H184ZM8 153V152H7ZM49 153V152H47ZM71 153V152H70ZM83 153V152H82ZM147 153V154H146ZM168 153H170L168 151ZM174 153V152H173ZM171 153V154H173ZM237 153V152H236ZM248 153V152H247ZM12 152H10V155L11 156ZM40 154V153H39ZM43 154V152H42ZM61 154V153H60ZM63 154V153H62ZM255 154V153H254ZM15 155V154H14ZM66 155V153H65ZM65 155H63L65 157ZM123 155V156H122ZM220 155H225V156H220ZM51 156V155H49ZM59 156V155H58ZM82 156V155H81ZM237 156V155H236ZM6 157V156H5ZM13 157V156H12ZM21 157H26V155H22ZM38 157V156H37ZM42 157V155L40 154V156L38 157V160H36L34 163L35 164H38V161L39 159ZM134 157H132L130 159V162L131 163H135V159H133ZM1 158V157H0ZM47 158V156H46ZM46 158L43 159V162L46 161ZM61 161H65L64 159H61V157H59ZM87 158V159H86ZM145 158L148 159V161L145 160ZM71 159H73V161H71ZM91 159V157L89 158ZM112 161H111V160ZM128 159V158H127ZM144 159V160H143ZM158 159V158H157ZM52 160V159H51ZM110 160V161H109ZM224 160H227V161H224ZM19 161H22V162H25L23 158L19 159L18 162H17V167L16 168H10L12 170V174H14L16 176V174H19V171L20 169H25L26 168V165H23V166H19L20 162ZM30 162V160H28ZM60 161V162H61ZM109 161V162H108ZM127 161V160H126ZM184 161V160H183ZM60 162H48V166H50V170H54L57 168L58 172L59 170L63 169V165L60 163ZM90 162V161H89ZM97 162V161H96ZM125 162V161H124ZM129 162V161H128ZM127 162V163H128ZM41 163V162H40ZM197 163V162H196ZM7 164V162H6ZM33 164V163H32ZM64 164V163H63ZM234 170H236L235 168V165L234 163H230ZM10 165V164H9ZM13 165V164H12ZM91 165V166H92ZM129 165V164H127ZM147 165V166H146ZM247 165V166H248ZM1 166V165H0ZM42 166V165H41ZM54 166V167H53ZM105 166V167H104ZM151 167L155 166V164H152L149 165ZM193 166V165H192ZM7 167V166H6ZM11 167V166H10ZM27 167L29 168L30 167V164L28 163L27 164ZM44 167L45 164H44ZM43 167V168H44ZM108 167V168H107ZM9 168V167H8ZM198 168V166H197ZM88 169L90 171H88ZM157 169V168H156ZM166 168L165 167H159L156 171H158V173H161L162 170H165ZM204 169V168H203ZM4 170V169H3ZM16 170V171H14ZM47 170V169H46ZM141 169L138 170V173L140 174V171ZM161 170V171H160ZM49 171V170H48ZM62 171V170H61ZM87 171V172H86ZM206 171V172H207ZM228 171V173L231 174V176L226 173ZM254 171V170H253ZM256 171V170H255ZM14 172H17L16 174ZM40 172V171H39ZM47 172V171H46ZM57 172V173H58ZM62 173V172H61ZM237 174H240L238 171L236 172ZM251 173V172H250ZM8 174V173H7ZM42 174V172H41ZM40 174V175H41ZM56 174V173H55ZM71 174V175H72ZM10 175V174H9ZM59 175V174H58ZM138 174H136L135 177H138L137 176ZM141 175V174H140ZM14 176V177H15ZM42 176V175H41ZM252 176V175H251ZM2 177V176H1ZM13 177V176H10V178ZM26 177V176H25ZM62 177V176H61ZM74 177V178H75ZM250 177V176H249ZM28 178V177H27ZM33 178V177H32ZM41 178V177H40ZM60 178V177H59ZM58 178V179H59ZM127 178V177H126ZM197 178V177H196ZM31 179V178H30ZM36 179V178H35ZM39 178H37L38 180ZM42 179V178H41ZM62 179V178H61ZM254 179V178H253ZM1 180V179H0ZM9 181V178L7 179ZM6 181H4V183H8ZM74 180V179H73ZM75 180H79V179H75ZM140 180V179H139ZM40 181V180H39ZM46 181V180H45ZM48 181V180H47ZM249 181V182H248ZM3 182V181H2ZM14 182V181H13ZM49 182V181H48ZM263 182V181H261ZM260 182V183H261ZM38 183V182H37ZM41 183V182H40ZM39 183V184H40ZM124 183V182H123ZM253 183V182H252ZM2 185H4L3 183H1ZM44 182H42L41 185H43ZM258 184V183H257ZM256 184V185H257ZM45 185V184H44ZM172 185V184H171ZM255 185V186H256ZM259 185V184H258ZM7 186L6 190H4V193L6 194L8 190V187L12 186L11 184L10 185H5ZM4 186V187H5ZM15 185H13L14 187ZM48 186V184L46 185V187ZM128 186V185H127ZM173 186V185H172ZM179 186V185H178ZM3 187V188H4ZM44 187L45 189H40V191L42 190L45 194V192L48 193L49 197L51 198H56V199H60L62 198L65 194L62 193V191H57V189H51V185L49 184V188H46ZM184 187V186H183ZM254 187V186H253ZM40 188V187H39ZM84 188V187H83ZM127 188V187H126ZM19 189H20V186H19ZM19 189H16L19 190ZM51 189V190H50ZM65 189V188H64ZM81 189V188H80ZM162 190V188H160ZM174 189V188H173ZM12 191L9 192V195H13L14 194V190L11 188ZM83 190V189H82ZM81 190V191H82ZM168 190V189H167ZM179 190V189H178ZM39 191V192H40ZM65 191V190H64ZM63 191V192H64ZM95 191V190H94ZM238 191V192H239ZM19 192V191H18ZM133 192V191H132ZM156 192V191H155ZM78 193V192H77ZM94 193V192H93ZM124 194V191L122 192ZM163 193V192H161ZM80 194V192H79ZM82 194V193H81ZM122 194V195H123ZM127 194V193H126ZM140 194V193H139ZM145 194V193H144ZM16 195V194H14ZM23 198H22V205H21V202H19L17 204L16 207H12V206H8V204H4L2 203L1 201L3 200V197L1 196L0 197V208L1 209H4V212H5V215H10L12 211H15L17 210V208H19V211L20 214H29L28 212L31 211V210H34L35 206L33 207V205H31L33 208H31L27 203L25 204L24 203V199H26L25 197L27 196L26 193H23ZM42 195V194H41ZM86 195V194H85ZM121 195V194H120ZM121 195V196H122ZM146 195V194H145ZM20 196V195H19ZM18 196V198H19ZM29 196V195H28ZM35 196V195H34ZM47 196V195H46ZM124 196V195H123ZM135 196V194H134ZM141 196V195H140ZM215 196V195H214ZM213 196V197H214ZM242 196H244L245 198H249L250 200H253L255 201L257 204H255V206L257 207V212H255L254 208H252L250 205L251 204H245L244 202V199L242 198ZM11 197H16V196H11ZM33 197V195H32ZM208 197V196H207ZM212 198L215 199V198ZM21 198V197H20ZM65 198V197H64ZM140 198V197H139ZM210 198V197H209ZM210 198V199H211ZM31 199V198H29ZM28 199V200H29ZM220 199V198H219ZM13 200V199H12ZM21 200V199H20ZM35 201V200H34ZM119 201V200H118ZM211 201V200H210ZM215 202L217 201L216 199L214 200ZM12 202V201H11ZM28 202V201H27ZM29 202H32V201H29ZM140 202V201H139ZM138 202V203H139ZM145 202V201H144ZM137 203V204H138ZM217 203V202H216ZM33 204H37V202L33 203ZM112 204V203H111ZM141 205V203H139ZM146 204V203H144ZM212 204V203H211ZM210 204V205H211ZM39 205V204H38ZM21 206H23L21 208ZM26 206L28 208H26ZM124 206V207H123ZM122 207L124 208V214L121 215L117 221V224H112L111 226L113 228L116 229V234L113 236V238L111 240H108L107 242H104L102 243L100 246H97V247H94V246H91L89 247L88 249L84 250L83 251V248H82V251H81V254L80 255H75L74 258L75 259H79L78 261H74L73 264H87L89 263L91 260H93L95 258V256H103V258H109V259H112V261L114 262L113 264H119L117 261H115V259H113V254L115 251H120L122 249V251L124 253L128 252V251H131V248H134V252H138V254H136V261H137V264H156L155 261L158 260V258H162L161 257V254H162V251H160V253H157L159 252V250H162L161 247L159 246L160 242H162L161 239L164 240L165 237H168V236H171L175 233V229H172V230H169L167 233H165L168 228H166V223L167 221L165 220V222H163V224L161 223V225H163V228L161 231H157V227L154 229V233L153 235L155 236V238L157 239L156 242V246L158 245V248L154 245L151 240L149 239H144L143 237L140 238V239H137V240H130L132 242V244H130L128 242V234L132 233L133 230L135 233L132 234V238L136 236L137 234V228L144 222H150L148 220V218H143L141 216H144L141 215V211L143 210H140L138 209L137 207H135L133 204H132V201L131 202H127L123 205ZM147 206V204H146ZM4 207V208H3ZM117 207V206H116ZM121 207V206H120ZM205 207V206H204ZM214 207V206H213ZM212 207V208H213ZM223 207V206H222ZM228 207V206H227ZM232 208V207H231ZM37 209V208H36ZM42 209V208H41ZM56 209V208H55ZM222 209V208H221ZM53 210V209H52ZM72 210V209H71ZM224 210V208H223ZM222 210V211H223ZM149 211V210H148ZM216 211V209H215ZM221 211V210H220ZM226 211V209H225ZM16 212V211H15ZM17 212V213H18ZM35 212V210H34ZM33 212V213H34ZM217 213V212H216ZM222 213V212H221ZM220 213V214H221ZM26 214V216H27ZM32 214V213H31ZM47 214V213H46ZM218 214V213H217ZM216 214V217L218 216ZM219 214V215H220ZM30 215V214H29ZM141 215V216H140ZM171 215V217H170ZM211 215V214H210ZM214 214L212 213V216ZM1 216V215H0ZM12 217V215H10ZM9 216V217H10ZM16 216V215H15ZM33 216V215H32ZM82 216V215H81ZM107 216V215H106ZM149 216V214H148ZM166 216H168L166 218ZM210 216V217H212ZM2 218V217H1ZM20 218V217H19ZM18 218V219H19ZM157 218V219H158ZM9 219V218H8ZM15 219V218H14ZM18 219L16 218V221H18ZM22 219V218H20ZM26 220H29V219H33V217L31 216H27L26 218H24ZM158 219V220H159ZM164 219H162L164 221ZM36 222L38 221L37 219H35ZM117 220V219H116ZM161 220V221H162ZM23 220H20L19 222L22 223ZM33 222V220H31ZM13 222V221H12ZM80 222V224L78 225V223ZM81 222H84L85 224H89L90 227L92 226L93 228V225H94V222L90 221V220H87V219H81V220H78V222H76L75 224H72L70 222H68L66 224V227L67 230H69L70 234H75V232L78 234V229L79 227L81 226ZM158 222V221H157ZM180 222V221H179ZM3 223V222H2ZM175 223V222H174ZM148 224V223H147ZM159 224H160V221H159ZM173 224V223H172ZM16 225H19L18 227L15 226L14 229L10 230V231H6L8 234H6L5 236H3L2 238H0V249H6V245H8L9 243H11L13 240L16 239L17 235H18V232L20 230V224L17 222ZM32 225V224H31ZM30 225V226H31ZM29 226V227H30ZM20 227V228H19ZM19 228V229H18ZM50 229V228H49ZM52 229V228H51ZM53 229H54V226H53ZM62 229V227H61ZM66 230V229H65ZM56 229H54V231L52 230V232H55ZM129 232V233H128ZM179 232V231H178ZM99 233V232H98ZM173 233V234H172ZM248 233V234H247ZM51 233H45L43 235L44 236H48L50 235ZM64 234V233H63ZM89 235L91 234L90 231L88 233ZM129 234V236H130ZM83 235V234H82ZM88 235V236H89ZM250 236V237H247V236ZM86 236V235H85ZM84 236V237H85ZM76 237V236H75ZM87 238V237H86ZM179 238V237H178ZM249 238H250V241H249ZM81 239V237H80ZM83 239V237H82ZM144 240L145 242H148V243H143V242H138V240ZM171 239V238H170ZM84 240V239H83ZM87 240V239H86ZM160 240V242H159ZM169 240V238L167 239ZM171 241V240H170ZM174 241V240H173ZM178 241V240H177ZM253 241V239H252ZM39 242V241H38ZM103 242V241H102ZM138 242V243H137ZM159 242V243H158ZM172 242V241H171ZM175 242V241H174ZM41 243V242H40ZM163 243H167V241L163 242ZM177 243V242H176ZM176 243H173L172 242V245H176ZM248 243V244H247ZM258 243V242H257ZM35 244V243H34ZM33 244V245H34ZM254 244V243H253ZM60 245L61 244H56V245H50V247H48V249L46 247H42V248H38L36 249V251L38 250H42V252L44 251V253L46 252L47 255L45 256V259L43 262H41L40 264H58L61 262V260H63V263L64 264H68L66 262V259H61L60 256H62L61 253H58V250L60 249ZM64 245V244H63ZM185 245H192L194 247V253L193 252H190V251H187L185 250L183 247ZM169 246V245H168ZM263 246V245H261ZM34 247V246H33ZM260 247V246H259ZM98 248V249H97ZM156 248L158 249V251L156 250ZM176 248V247H175ZM33 251V248L30 249L28 251V255H29V252ZM37 251V252H38ZM42 252H39L41 254V257H42ZM61 252V251H60ZM140 252V253H139ZM141 252H144L145 255L147 256L145 259L147 260V262H142V254ZM156 252V253H155ZM201 252V253H200ZM90 257H88V254H90ZM151 253V255L149 254ZM35 254V252L33 253ZM38 254V253H36ZM35 254V255H36ZM44 255V254H43ZM194 255V256H192ZM38 256V255H37ZM82 256V257H80ZM163 256V255H162ZM87 257V258H86ZM9 258V257H8ZM32 258V257H31ZM30 258V259H31ZM168 259V258H167ZM208 259L207 261L209 262ZM69 260V259H68ZM162 260V259H161ZM29 261V260H28ZM166 261V260H165ZM201 261H203V256L201 257ZM29 262H27L28 264ZM26 264V262L24 263ZM161 264H164L161 262ZM167 264V262H166Z\"/></svg>","mask_w":264,"mask_h":264},{"label":"water","instance_id":"3","mask_svg":"<svg viewBox=\"0 0 264 264\" xmlns=\"http://www.w3.org/2000/svg\"><path fill=\"white\" fill-rule=\"evenodd\" d=\"M138 100V99H137ZM177 138L179 139V140H183L184 142H186L187 144H191V142L188 140V139H186L183 135H178L177 136ZM208 147L209 148H212L210 145H208ZM221 156V155H220ZM224 161H226V160H224ZM227 163V162H226ZM228 164V163H227ZM228 169L230 170V172L233 174V175H236V173L232 170V167L231 166H229L228 165ZM237 176V175H236ZM239 178V180H241V178L240 177H238ZM245 200H246V198H244ZM247 201V200H246ZM247 203H249L248 201H247ZM254 206V205H253ZM87 229V227L85 226V225H82L81 226V228H80V230L81 231H84V230H86Z\"/></svg>","mask_w":264,"mask_h":264}]
</instances>
